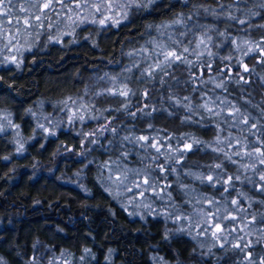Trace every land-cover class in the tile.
Listing matches in <instances>:
<instances>
[{
  "label": "rangeland",
  "instance_id": "1",
  "mask_svg": "<svg viewBox=\"0 0 264 264\" xmlns=\"http://www.w3.org/2000/svg\"><path fill=\"white\" fill-rule=\"evenodd\" d=\"M180 1L53 0L41 24L47 0H0V78L24 91L0 92V229L37 250L0 239V264H264V0ZM161 51L183 62L149 76ZM34 208L54 218L31 229Z\"/></svg>",
  "mask_w": 264,
  "mask_h": 264
},
{
  "label": "trees",
  "instance_id": "2",
  "mask_svg": "<svg viewBox=\"0 0 264 264\" xmlns=\"http://www.w3.org/2000/svg\"><path fill=\"white\" fill-rule=\"evenodd\" d=\"M146 5L151 7L153 9L154 14L160 18H165L170 14H172L173 12L180 10L182 8V2L180 0H154V2L152 3L147 2ZM225 20L231 26L239 29L241 24L240 21L244 20V16L241 12L238 11L232 15L227 16ZM0 92L24 94V91L21 87H17L16 85L2 81L1 78H0ZM35 193H41V192L35 191ZM53 193H55V190H53ZM7 208L8 210L10 209L9 204L7 205ZM80 210L81 209L79 208H74L73 210H71L72 216H68L67 214L64 213L65 212L64 210H61V213L63 214L62 218H60L61 225L70 231L71 233L70 240L73 243H77L80 240L79 225L77 224V222L76 223L72 222L73 217L80 214ZM31 212L33 216L32 217L33 224L30 225L31 229L43 223L46 219L50 220L54 218V214H55L54 212L50 213L47 212L46 210L43 211L42 209L39 208H34L32 209ZM16 227L18 228V226ZM38 232L41 233L40 230H38ZM18 234H19L18 229H15L13 234L9 233L7 230L0 229V239L2 240V244H4L8 249H10L13 253L17 255L35 256L37 254L36 247L29 245L28 244L29 242L26 240L20 241V239L17 237Z\"/></svg>",
  "mask_w": 264,
  "mask_h": 264
},
{
  "label": "snow or ice",
  "instance_id": "3",
  "mask_svg": "<svg viewBox=\"0 0 264 264\" xmlns=\"http://www.w3.org/2000/svg\"><path fill=\"white\" fill-rule=\"evenodd\" d=\"M7 2L9 4H11L12 3V0H7ZM56 2L57 3H60L62 6H64L65 3H66V0H56ZM148 2L149 3H152V2H154V0H148ZM67 3H71V0H67ZM33 6H35V5H33ZM142 6L143 5H141L138 2V0H124L123 3H119V2H117V0H111V2H108V0H100V3L99 4L89 3V0H84V3L83 4H79L78 3L76 5L77 8H81V7H91V8H95V10L97 12H100V11H102L104 9L111 10L113 8H119V9L122 10V17L121 18L124 19V20H127L128 19V10L129 9H131V8H140ZM52 7H53V0H47V2L43 3V5H42L43 10H45V11H42L40 13V15H38V16H34V19L41 21V24H42L43 21L41 20V17H44L46 19L47 18L46 10H49ZM8 14L9 13L5 12V13H2L0 15L6 16ZM83 22L84 21H81V23H83ZM92 22L95 23L96 21L93 20ZM99 22L101 24H103L104 23V20H101ZM119 22H120L119 20L116 21V23H119ZM178 22L179 21H177V23ZM240 22L241 23H244L243 21H240ZM17 23H19V21H17ZM24 23L25 24H30V21L26 19L24 21ZM74 23H75V21H74ZM30 26H35V25L30 24ZM2 38H3L2 35H0V39H2ZM12 39H15V37L13 36L11 39H9V44H11ZM201 43H203V41H201ZM187 51H188L187 48H184L183 49V52H187ZM159 55L163 57V60L160 63L156 64L155 65V68H152V66H150L149 69H145V72L149 76H151L153 74V72L155 71V69H161V70H163V69H165L167 67H170L174 62H176L178 60L181 61V62H183V60H182L183 53L177 54L176 51H167V52L161 51L159 53ZM217 87H222V85H217ZM113 94H117V93H113ZM118 94L123 96V95H127V92H119ZM209 111H211V109H209ZM244 122L247 123V121H244ZM126 139H127V137H126ZM140 139L146 140L147 138L146 137H141ZM153 147H155V146L153 145ZM187 147L188 148H191V145H188ZM157 151H159V149H157ZM248 155H252V153H248ZM259 155L261 157H264V152H260ZM260 163L264 164V159H261L260 160ZM161 170H163V169H161ZM212 179L213 178L211 176L208 177V180L209 181H212ZM229 179H231V178H229ZM237 179H238V177H237ZM260 179L261 180H264V175H262L260 177ZM124 180H127V177L126 176L124 177ZM120 183H124V181L121 180ZM143 184L144 185H148L149 188H151V187L154 186L152 183L149 182V180L147 178L144 179ZM136 187L137 188H140V187H142V185L141 184H137ZM262 190H264V189H262ZM141 195H143V192H141ZM233 203L235 204L236 201H233ZM215 217H216V214H211V218L215 219ZM231 219L232 220H236L237 218L235 216H233V217H231ZM212 227H214L216 229V231L213 232L212 235L213 236H216L217 238H219V235L218 234L222 233V231H223V229L221 228V225L219 223H214L212 225H209L207 223V221L204 222V231H208ZM237 247H239V245H237Z\"/></svg>",
  "mask_w": 264,
  "mask_h": 264
}]
</instances>
